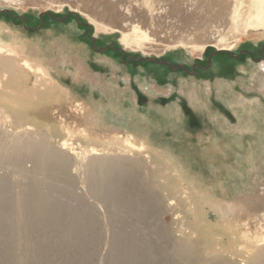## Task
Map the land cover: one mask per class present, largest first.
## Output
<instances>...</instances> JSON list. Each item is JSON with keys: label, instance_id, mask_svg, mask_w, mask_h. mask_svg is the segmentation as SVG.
I'll use <instances>...</instances> for the list:
<instances>
[{"label": "rangeland", "instance_id": "rangeland-1", "mask_svg": "<svg viewBox=\"0 0 264 264\" xmlns=\"http://www.w3.org/2000/svg\"><path fill=\"white\" fill-rule=\"evenodd\" d=\"M89 1L91 0H0V24H7L20 31L25 35V41L28 44L39 43L43 53L51 59L55 60L59 57V48L62 46H64L65 52L73 58L70 59L71 61L74 59L77 61V57L81 56L79 58L86 63L95 78L100 75L99 80L104 78L105 81L118 88V99L114 95H107L101 84L95 85L82 78L73 79V76L65 73L68 71H62L61 77H56L73 91L71 95L74 93L82 100L91 98L96 105L104 103V108L107 110L114 105L116 109L114 108L107 115L114 124H122L123 127L128 128L127 126L131 125L132 121L126 124L123 116H127L128 120L137 118L140 123L142 120L146 123L150 122V124L160 121L159 128H155L151 133L153 136L150 137V140L153 143L148 144L147 141L138 138L135 133H133L134 135L127 134L134 143L145 145L144 153L142 152L138 157L131 150V145L126 140V134L115 138L99 132L97 135V132L92 129L81 128L79 126H82L79 122L80 107L74 103L75 100L68 97V93L64 90L55 105L14 103L17 112L2 111L10 106L8 101L0 98V114H8L10 122L18 120L21 123L37 125L38 127H32L29 131L38 132L40 130L46 137L48 135V138L55 136L54 144L67 147L65 152L71 157L84 154L113 156L119 154L118 151H120L125 153L119 155L140 158L144 163L140 173L147 184L151 180L150 186L157 198L156 202L153 201L156 206V216L153 220L156 219L154 220L156 225L160 226L162 230L161 247L164 241L169 243L172 246L171 251L177 254L178 261L183 264H220L227 260L239 264L242 262L243 256L250 258L253 254L260 252L264 247V217L255 216L249 212L250 210L248 211L247 207L239 208L232 200L236 192L234 188L240 183L238 175L233 170L248 153L246 151H249L252 145L256 146V140L251 139L250 133H247L241 142L238 138V143H235L232 131L223 132L220 124L225 118L231 129L238 125L237 115L230 107V102L236 98L234 96L242 95L255 100L257 98L264 110V97L258 91L256 92L257 89L254 87L255 79L259 75H263L264 59L261 61L247 59L242 63H234L235 70L232 73L214 68V74L206 77L204 75L196 76L179 69L173 70L166 65L156 64L144 58L168 61L173 66L184 65L192 72L194 64L204 65L211 53L226 56L227 53L235 55L241 50L260 52L264 48V24L242 26V30L240 29V33L230 49H221L217 46L218 40L213 39L212 41L215 42L203 43L204 49L199 53L193 49L196 45L186 44V46L185 43L182 44L179 41H181V36L210 28V22L205 20L207 16L203 15L197 21L196 15H192L185 7L167 1L168 13L155 14L154 17L148 15L146 18L143 9H141L142 11L138 10L133 15L122 17L124 20L128 19L133 22L135 26H142V33H147L148 37L151 36V41L146 43L147 45L143 44L140 48H135V46L126 48L123 40L132 38L130 33H133V30L135 31L137 28L132 24V27L127 29L122 25L124 20L118 21L117 19V23L111 24L110 30L98 31L88 16L89 9L85 8V4H88ZM9 14L28 18L31 21L28 22V26H38L39 18L46 15L60 20H58L59 23L47 22L43 29L28 31L21 21L16 22ZM137 14L141 16H137ZM209 14L211 15L212 12L209 11ZM204 22L207 26L204 25ZM79 23H82V27ZM85 26L89 27V32L93 35L91 38L94 39L91 40L92 47L99 50H94L91 47L89 38L85 35ZM211 26L213 29L215 28L213 25ZM111 43H113L114 49L110 47ZM78 48H83V51L77 55L75 52ZM117 51L123 55L126 54V57L121 58ZM128 56L136 61L129 62ZM15 59L17 58L12 53L0 54V95L3 93V89L12 93L15 91L25 92V89H20L23 79L19 74L21 73L20 63ZM71 63L67 67L74 70L73 62ZM214 64L217 65V63ZM13 82L14 84H7ZM219 82L229 83L228 85L235 92L228 93L227 97L220 96L217 91ZM14 85L16 87L12 88ZM27 85L31 86L32 81ZM189 90H195L201 98L200 100L199 96H196L200 100L197 107H193L188 101ZM55 92L57 90L52 87L47 92L35 91L34 93L30 92L29 95L35 98L48 94L49 96L46 97L51 98V93L55 94ZM227 100L230 101L227 102ZM110 103L112 104L110 105ZM21 105L26 110L20 111ZM23 107L21 109H25ZM224 110H230L233 113L232 116L235 117L234 122L236 123L222 113ZM211 112L218 130L207 132L204 128L209 121L208 117H212ZM214 138H220L221 141H227L229 145H233V150L229 151L228 156L220 154L222 158H219V161L217 158L204 157L206 144H210ZM193 150L198 151L197 155L193 153ZM216 154L219 153L216 152ZM181 163L190 164L192 168L189 174ZM10 170L12 171L11 168ZM72 173L75 179L72 183L75 185L72 189L71 186H68L72 190L71 193L75 191V188L87 182L83 178L77 177L78 174L75 171ZM225 173L228 176H225ZM193 179H196L197 183L203 180L209 186L215 182L224 184L219 191L212 192L214 197L223 203L222 206L219 205V207L221 206L218 207L219 209H216L219 212L217 215L210 209L204 208L203 218L198 219L199 213H202L201 198L205 196L199 192V186L192 181ZM144 182L141 183L142 188L146 186ZM168 188H171L168 190L169 193L166 191ZM226 190L228 193L223 194ZM71 193L62 192L64 197L62 201H65L64 204L77 205L79 201L77 202L73 196L74 193L72 195ZM206 196L209 197V194ZM84 198L88 205H92L93 200L87 194ZM261 235L263 240H261ZM255 237L257 240L259 237L260 241L257 242ZM175 239L176 241H174Z\"/></svg>", "mask_w": 264, "mask_h": 264}, {"label": "bare ground", "instance_id": "bare-ground-1", "mask_svg": "<svg viewBox=\"0 0 264 264\" xmlns=\"http://www.w3.org/2000/svg\"><path fill=\"white\" fill-rule=\"evenodd\" d=\"M167 1L185 7L192 15H196V20L203 15L207 16L205 20L210 22V28L205 27L204 31L200 29L193 34L179 36L181 38L179 42L185 43L184 45H196H193V49L199 53L204 49L203 43L215 42L212 41L213 39L219 41L216 45L221 49H230L242 26L264 24V0H91L85 4V8L89 9L88 16L96 29L108 31L111 24L117 23V19L122 21L123 16L128 17L141 9L146 18L148 15L154 17L155 14L168 13ZM209 11L212 12L211 15ZM137 16L141 15L137 14ZM132 24L137 30L130 33L132 38L123 40L126 48H134V46L140 48L143 44L147 45L151 41V36L142 33V26H138V22L137 27L128 19L122 21V25L127 29H130ZM211 25L215 28L213 29ZM25 38V35L17 29L7 24H0V54L12 53L17 58L15 60L20 63L19 74L23 79L20 89H25L24 93L17 91L12 93L2 88L4 91L0 98L8 101L10 106L2 111L17 112L14 103L55 105L61 98L62 90L74 100L78 95L74 93L71 95L73 91L63 85L62 81H57L62 71H68L65 73L73 76V79L82 78L91 81L92 84L99 83L105 88L107 95L119 97L118 88L105 81L102 76L99 80L100 75L95 78L86 63L79 58L81 56L77 57V61L75 59L71 61L70 59L73 58L62 46L59 48V57L54 60L43 53L39 43L28 44ZM81 51L83 48H78L75 53L78 55ZM71 62L75 67L74 70L67 67L68 64H72ZM262 73L263 75L255 79L254 87L257 89L256 92L264 97V69ZM30 81L32 85L28 86ZM228 84L222 82L217 84L220 96L227 97L228 93L235 92ZM15 87L16 85L12 88ZM52 87L57 90L55 92L57 97L51 93L52 99L46 97L49 96L48 94L35 98L29 95L30 92L35 91L47 92ZM196 96L199 94L195 90L188 91L187 98L193 107H197L198 101L201 100L200 96V100ZM234 97L236 98L230 102V107L237 115L238 125L231 129L227 119H224L220 128L223 132L232 131L233 134H230L234 135L235 143H238V138L241 142L243 135L250 133V138L256 140V146L252 145L249 151H246L248 153L233 170L241 184L234 188L236 192L232 200L239 208L247 207L255 216L264 217V171L259 169L264 161L257 160L259 155L264 154V110L257 98L249 99L242 95ZM103 104L96 105L93 99H86L83 105L89 110L86 121L92 122L93 126L88 124L93 127L92 130L96 131L97 135L99 132L116 138L120 135L114 134V130H110L104 120L107 112L113 110L115 106L107 110ZM21 108L20 111L26 110L25 107H23L25 109ZM8 116V114H0V264H183L178 261L177 254L171 251L172 246L169 243L164 241L161 247L162 230L156 225L154 221L156 219L153 220L156 216V206L153 202L157 200L156 194L150 186L151 180L147 184L140 173L144 163L138 157L145 151V145L134 143L128 136L126 140L131 145V150L139 155L138 157L119 155L125 153L120 151L113 156L84 154L71 157L65 152L67 147L54 144L55 136L49 139L48 135L46 137L40 130L41 133L39 131L33 133L29 130L38 127L37 125L21 123L18 120L10 122ZM82 120L84 122V117L80 114L79 122L82 126H79L91 129L85 126ZM143 123L145 126L139 128L142 123L134 119L129 125V131L148 144L153 143L150 140L153 136L151 133L158 126L154 122L150 127L147 126L149 122L143 121ZM100 126H105L109 130L97 129ZM225 142L226 148L230 147L228 142ZM197 152L193 150L196 155ZM228 155L225 152L224 156ZM181 164L189 174L192 168L190 164ZM72 171L78 174L77 177L87 181L72 192L77 202L79 201L77 205H68L67 202L64 204L65 201H62L64 198L62 192L71 193L75 185L72 183L75 181ZM226 174L225 176H228ZM25 177L27 179H24ZM192 181L199 186V192L205 196L201 198L202 213H199L198 219L203 218L204 208L210 209L217 215L219 212L216 209L223 203L214 197L212 192L219 191L224 184L215 182L209 186L203 180L199 183L196 179ZM143 182L146 185L144 188L141 187ZM68 186H71V189ZM169 189L171 188L166 189L168 193ZM227 193V190L223 192V194ZM86 194L93 200L92 205L86 203L84 198ZM208 194L209 197L206 196ZM258 240L257 242L260 241ZM261 240H263L262 235ZM220 264H234V262L227 260ZM239 264H264V247L250 258L243 256Z\"/></svg>", "mask_w": 264, "mask_h": 264}, {"label": "flooded vegetation", "instance_id": "flooded-vegetation-1", "mask_svg": "<svg viewBox=\"0 0 264 264\" xmlns=\"http://www.w3.org/2000/svg\"><path fill=\"white\" fill-rule=\"evenodd\" d=\"M9 16H11V18L13 20H15L16 22L21 21L28 31H37L40 28L43 29V26L47 22L54 21L55 23H57L58 20H60V19L54 18L50 15H46V16H42L39 18L38 26H31V25L28 26V22H31L28 18L23 17V16L18 17V16H14V15H10V14H9ZM79 24L82 27V23H79ZM84 29H85V35L87 38H89L90 45L92 47V43H91L92 39L91 38L93 35L90 34L88 26L87 27L85 26ZM112 44L113 43H111L110 47L114 49V46ZM93 49L99 50L96 48H93ZM263 52H264V48L261 49V51L258 53L255 51H251V50H241L240 52H238L235 55L227 53L226 56H220L219 54L211 53L207 57L204 65H202L200 63H195L194 66L192 67V72H190V70H189V73L194 74L196 76L204 75L206 77H210L212 74H214V68H217L216 70H219L222 72L229 73L227 71H230V73H232L235 70V67L233 66V65H235L234 63H242V62L246 61L247 59H252L254 61H256V60L261 61L264 59V53ZM117 54H120L121 58L126 57V54L123 55V53H121L120 51H117ZM127 59L129 60V62L136 61L134 58H132L130 56H128ZM214 63H217V65ZM214 65H216V66L214 67ZM179 70L185 71L182 68ZM226 73H223V74H226Z\"/></svg>", "mask_w": 264, "mask_h": 264}, {"label": "crops", "instance_id": "crops-1", "mask_svg": "<svg viewBox=\"0 0 264 264\" xmlns=\"http://www.w3.org/2000/svg\"><path fill=\"white\" fill-rule=\"evenodd\" d=\"M57 81H61L60 79L58 80L57 79ZM94 84L96 85L97 83L96 82H94ZM114 86V85H113ZM115 87V86H114ZM116 99H118L119 97L117 96V97H115ZM73 100V99H72ZM75 102L74 103H76V105L77 106H79L80 107V109L82 110V112H81V114L83 115V117H84V122H83V120H82V122H83V124L85 125V126H87V127H89V128H91V126H90V124L92 125V122L91 121H88V123H90V124H88L87 123V121H86V117H87V115H88V109L87 108H85L83 105H84V102H85V100H82L81 98H79L78 96L77 97H75ZM110 104H112V103H110ZM84 109V110H83ZM108 112H112V110H110V111H108ZM108 112H107V114H106V117L104 118V120L107 122V124H108V128L110 129V130H114L113 132H115L114 134H117V135H120V136H122L123 134H124V136H125V134H126V137H128L129 135H127V134H133L132 132H130L129 131V126H127L128 128H125V127H123V125L122 124H114L112 121H110V119H109V117L107 116L108 115ZM222 113H224L225 115H227L233 122L235 121V117L234 116H232L233 115V113H231L230 112V110H224V111H222ZM111 115H112V113H111ZM211 116L212 117H208V120L209 121H207V124H206V128H204V129H206V131L207 132H210V131H214L215 129H217V125H216V123L214 122V117H213V114H212V112H211ZM89 117V116H88ZM123 118H124V122H126V124H128L129 123V121L131 122V121H133V119L131 118H129V120H128V117L127 116H123ZM137 119V118H136ZM225 119V118H224ZM143 121L144 120H142V124H141V126L139 127V128H142V127H144L145 126V124L143 123ZM224 121V120H223ZM223 121H221V122H223ZM160 122V121H159ZM159 122H155V124H157V126L159 125ZM234 123H236V122H234ZM93 126V125H92ZM147 126L148 127H150L151 126V124H150V122L147 124ZM93 128V127H92ZM91 128V129H92ZM107 127H105V126H100L99 128H97V129H103V130H109ZM157 128H159V127H156V129ZM218 130V129H217ZM134 135V134H133ZM245 135V134H244ZM243 135V137H245ZM243 137H242V139H243ZM241 139V140H242ZM226 142L225 141H221L220 140V138H214V140H212L211 142H210V144H206L207 146H205L206 147V151L204 152V157H206V158H214V159H216L217 158V160L219 159V158H222V156L220 155V154H222L223 156H224V154H225V152L226 153H230L229 151L232 149L233 150V145H230V147H228V148H226V144H225ZM216 152L217 153H219V154H216ZM257 160L258 161H264V154L263 155H259L258 157H257ZM219 161V160H218ZM259 169L260 170H263L264 171V163L263 164H261L260 166H259Z\"/></svg>", "mask_w": 264, "mask_h": 264}, {"label": "water", "instance_id": "water-1", "mask_svg": "<svg viewBox=\"0 0 264 264\" xmlns=\"http://www.w3.org/2000/svg\"><path fill=\"white\" fill-rule=\"evenodd\" d=\"M229 52V51H228ZM150 62H153V63H157V64H160V65H166L170 68H172L173 70H178V69H184L186 73H189V70L186 69L185 66L183 65H177V66H173L170 62L168 61H164V60H158V59H155V58H144ZM144 59H141V60H144Z\"/></svg>", "mask_w": 264, "mask_h": 264}]
</instances>
